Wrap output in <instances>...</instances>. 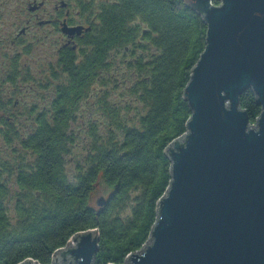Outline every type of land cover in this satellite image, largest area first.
Returning <instances> with one entry per match:
<instances>
[{"label": "trees", "instance_id": "16d2710c", "mask_svg": "<svg viewBox=\"0 0 264 264\" xmlns=\"http://www.w3.org/2000/svg\"><path fill=\"white\" fill-rule=\"evenodd\" d=\"M80 1L91 27L79 54L63 55L54 114L30 111L24 135L0 129V144L14 147L0 150V167H14L13 181L0 176V264H52L92 229L100 238L94 264H124L150 238L172 179L167 149L188 132L183 93L206 47L203 16L184 0ZM85 102L96 113L75 129ZM240 106L255 124L262 108L251 88ZM83 135L86 152L74 153Z\"/></svg>", "mask_w": 264, "mask_h": 264}, {"label": "water", "instance_id": "95a60500", "mask_svg": "<svg viewBox=\"0 0 264 264\" xmlns=\"http://www.w3.org/2000/svg\"><path fill=\"white\" fill-rule=\"evenodd\" d=\"M213 1L184 0L208 26L183 93L192 115L167 149L172 179L150 238L124 264H264V0ZM248 88L255 124L240 106ZM99 240L76 234L53 264H94Z\"/></svg>", "mask_w": 264, "mask_h": 264}, {"label": "flooded vegetation", "instance_id": "af4514ba", "mask_svg": "<svg viewBox=\"0 0 264 264\" xmlns=\"http://www.w3.org/2000/svg\"><path fill=\"white\" fill-rule=\"evenodd\" d=\"M82 4L80 0H0V129L3 132L27 134V114L32 110L54 114L51 89L55 83H62L63 55L69 48L79 54V42L91 27ZM12 12L13 16L9 17ZM72 28L80 30L71 31ZM33 48V52L41 48L46 53L45 59L49 58L42 62L44 67L38 73L42 75L38 81L30 76L29 58ZM53 71L58 74L56 80ZM30 81L40 89V85H45L43 89L50 90L29 101ZM34 105L37 106L32 108ZM13 148L0 144L3 151ZM0 176L13 181L14 167L9 171L0 167Z\"/></svg>", "mask_w": 264, "mask_h": 264}, {"label": "rangeland", "instance_id": "374dc122", "mask_svg": "<svg viewBox=\"0 0 264 264\" xmlns=\"http://www.w3.org/2000/svg\"><path fill=\"white\" fill-rule=\"evenodd\" d=\"M13 10H15V8H13ZM14 12V11H13ZM13 12L9 15L13 16ZM7 16V15H6ZM34 48L32 49V55L30 56L29 60H30V64L31 65V75L34 79L36 78L37 81L41 78V76H39L40 74H38L44 67V64L42 62H47L49 60V58L45 59V55L42 51L41 48L37 49V51L33 52ZM35 81V80H33ZM127 84V82H126ZM125 84V86H126ZM124 86V83H122V85H120V87L117 89L121 90L122 87ZM43 93L45 94L46 91L43 90ZM40 90V88L36 85V83H32L31 81L28 83L27 85V99L30 101L36 100L33 98H39L43 93ZM115 96H118V94H116ZM92 102H85L81 105L80 108V112L78 113L77 117H78V124H75V129H78L79 127H83V126H88V121L91 120L94 116V113H96L95 111L93 112L92 106H91ZM87 121V122H86ZM85 129H81V131H84ZM85 133V132H84ZM83 133V134H84ZM88 145V139L86 136H82L81 139H79V141L77 142V144L74 146L73 148V152L77 153V154H84L86 152V150L84 149L86 146ZM73 165L72 163L68 164V169L69 172L71 173L73 171ZM100 193L102 194L101 190H97V192L94 194V201L93 203L96 205L98 202V199L100 198ZM54 263V261L52 262V264ZM57 264H64L63 261L58 260Z\"/></svg>", "mask_w": 264, "mask_h": 264}]
</instances>
